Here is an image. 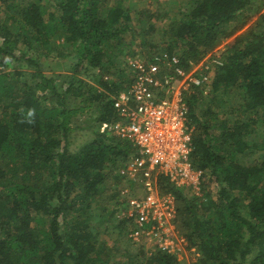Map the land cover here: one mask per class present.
I'll return each instance as SVG.
<instances>
[{
  "label": "trees",
  "instance_id": "obj_1",
  "mask_svg": "<svg viewBox=\"0 0 264 264\" xmlns=\"http://www.w3.org/2000/svg\"><path fill=\"white\" fill-rule=\"evenodd\" d=\"M188 2V12L166 30L177 42L149 44L170 56L181 43L180 65L188 68L189 62L230 39L212 89L235 94L242 111L235 125H217L216 111L197 109L198 96L185 94L190 157L201 172L202 195L177 189L163 176L157 186L175 198V227L187 247L196 248L194 264H264V152L247 164L234 159L264 149V135L255 137L260 130L252 128L264 123V0ZM48 4L53 11L33 1L7 5L10 19L21 26L9 30L0 24V65L10 61L30 70L27 74L16 68L9 75L0 70V264H120L97 250L82 214L93 201L101 203L99 213H104L105 203L117 196L107 195V180L118 179V165L125 166L135 154V148L112 130L100 131L103 123L117 121L112 99L124 84L110 79L108 65L116 48H124L120 36L130 30L132 13L122 0L113 5L109 0ZM151 17L149 12L147 19ZM239 17L237 26L229 29ZM254 17L244 38L233 36ZM154 29L152 24L141 28L133 39L149 42ZM53 38L70 47L69 53L59 54L73 55V61L68 73L46 76L39 53L55 50ZM84 118L87 126H80ZM83 130L88 138L71 149L69 137ZM12 164L21 166L16 170L21 176L9 173ZM205 178L215 186L213 194ZM122 227L129 229L127 220L118 221L115 228L121 232ZM130 261L125 264H176L165 252Z\"/></svg>",
  "mask_w": 264,
  "mask_h": 264
},
{
  "label": "rangeland",
  "instance_id": "obj_2",
  "mask_svg": "<svg viewBox=\"0 0 264 264\" xmlns=\"http://www.w3.org/2000/svg\"><path fill=\"white\" fill-rule=\"evenodd\" d=\"M32 1L36 3L39 2L44 5L46 4L48 12L54 10V7L48 4V0H0V24H6L9 30H16L20 28V21H13L12 19H10L11 8L7 9V5L17 6L22 3L26 4L27 2ZM109 1L110 4L113 5L116 0ZM188 3V0H122V6L124 8L130 9L132 13V17L129 23L130 30L120 36L121 43L124 45V48L121 47V49L119 50L118 48H116L115 56L111 57V61L108 65L109 70L113 74L112 78L110 79H118L119 81H123L124 89L120 90V92L124 91L128 87L127 82L131 83V81L133 80V77L131 78L130 74H127V72L125 71L129 70L127 68L128 58L133 57L140 58L142 60H152L154 56H160L163 59L168 58V54L164 51L163 48L159 47V50H155L150 46L149 43H151L152 45L156 43L161 44V40L163 39L170 44L177 42L176 38L170 36L166 30L170 23L181 20L183 18L182 15L188 12V10L186 9L188 7ZM149 12H151L152 17L147 19V15ZM138 13H142V15L137 17ZM47 15L48 13L44 15V19H47ZM240 18L241 17L233 20V22L229 24L228 28L232 29L234 28V26H237V24L240 22ZM253 22H255V17L245 23L242 27H240L233 36L244 38L249 25ZM150 24H152V26L155 28V31L153 34H151V40L149 42L145 41V43H143L140 38L133 39V36H135L141 28H146ZM229 40L230 39L222 40L219 46L212 50V52L207 53L199 61L189 62L188 68H185L186 70H188L186 72L194 69L195 76L197 78H206V80L199 86L190 85L188 87V91H186L185 94H195L196 96H198L199 99L197 109L205 110L206 108H210L213 111H216L217 119L215 121V124L218 125L221 122H225L227 126H233L239 120L240 112L242 111L239 108L237 97L235 96V94L228 95L227 91L223 89H219L218 91H213L212 89L215 75L219 66H221L218 65V63L224 62L225 56H227L228 54L227 45L229 44ZM52 41L54 42L53 49L55 50L51 51V49H43L39 53V62L42 66V72L46 76L66 74L68 73L66 71V68L69 63L73 61V55L69 56L67 54V56L65 57L61 56L59 53H69L70 47L63 43L61 38H53ZM22 48H24V46L20 47V49ZM182 51H184V45L180 43L174 49V53L172 52L171 55H175L180 60L181 58L179 56ZM24 67L25 65L20 66L17 63H12L9 61L5 65H0V70L9 75L11 74V72H13V70H16V68L19 70H24ZM26 70L24 71L29 74L30 70H28V68H26ZM166 72V67L165 69H159L160 74H164ZM182 80L183 78H178L173 86L179 88L182 84ZM91 84L93 86H96L97 88H100L95 84V82ZM78 123L80 124V126H87L85 118L82 120V122ZM263 125L264 123L257 122L255 126H252V128L256 127L257 130H260L258 136L255 137L264 135ZM84 131L85 130L73 131L72 136L69 137V142H71V149L75 150L86 140V138H88ZM255 141L258 144L261 142V140ZM263 152L264 149H260L258 151L253 150L250 153L243 152L236 154L234 159L237 163L247 164L250 161L256 160L257 157H259V155H262ZM12 165V170L9 173L22 169L19 164ZM126 165H118V168H116L117 170L114 171L119 174L118 179L113 180V178H109L107 180V188H109L107 189V195L117 193V196L115 199H112V201L106 202L105 205L103 204L105 207L104 213L102 214L101 211L99 213L98 204L100 205L101 203L99 201H93L91 202V207L82 214V217L86 218L88 222L87 231L94 235V240L96 241L95 247H97V250H99L100 253L105 252L110 260L120 264H125L129 261V259H131L130 262L132 263L140 261L141 259H144L145 261L157 252H162L159 243H157L156 241L158 238L150 237L146 239L142 238L139 240H133L128 235V230L130 229V227L128 230L127 228L124 229L122 227L121 232L115 228L118 221L120 222L121 220H124L121 219L123 202H121L120 198L118 197L119 191L122 187H128L129 189L132 188V185L126 182V179L122 174L125 172ZM14 175L21 176L22 172L16 171L14 172ZM40 179L41 177L38 180ZM27 182L32 183L30 179H28ZM206 182L207 178H205L204 184L207 187L206 189L213 194L215 192V186L212 183L206 184ZM185 189H189L193 193V195L197 196L198 198L202 195V191H194L191 188ZM174 205L176 209L175 198ZM178 232L179 231L174 225V234L176 235V237L183 238ZM171 255L176 258V264H194L198 259L196 248H188L187 242L185 240L180 245H176L175 252L171 253Z\"/></svg>",
  "mask_w": 264,
  "mask_h": 264
},
{
  "label": "built area",
  "instance_id": "obj_3",
  "mask_svg": "<svg viewBox=\"0 0 264 264\" xmlns=\"http://www.w3.org/2000/svg\"><path fill=\"white\" fill-rule=\"evenodd\" d=\"M152 60L127 59V68L135 76L112 99L117 121L103 123L100 131L112 130L119 140L135 148L122 173L132 188L119 191L121 219L130 224L129 237L158 238L161 251L171 254L184 240L174 234V197L159 190L157 179L163 176L177 189L199 191L201 172L190 157L191 128L183 97L190 85L199 86L206 78H197L194 69L186 72L175 55ZM165 67L167 72L160 74L159 69ZM178 78H183L179 88L173 86Z\"/></svg>",
  "mask_w": 264,
  "mask_h": 264
}]
</instances>
